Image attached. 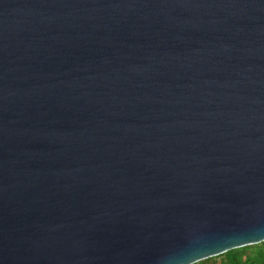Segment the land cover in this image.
Returning <instances> with one entry per match:
<instances>
[{"label": "water", "instance_id": "water-1", "mask_svg": "<svg viewBox=\"0 0 264 264\" xmlns=\"http://www.w3.org/2000/svg\"><path fill=\"white\" fill-rule=\"evenodd\" d=\"M263 240L264 0H0V264Z\"/></svg>", "mask_w": 264, "mask_h": 264}, {"label": "trees", "instance_id": "trees-1", "mask_svg": "<svg viewBox=\"0 0 264 264\" xmlns=\"http://www.w3.org/2000/svg\"><path fill=\"white\" fill-rule=\"evenodd\" d=\"M193 264H264V240L227 250Z\"/></svg>", "mask_w": 264, "mask_h": 264}, {"label": "snow or ice", "instance_id": "snow-or-ice-1", "mask_svg": "<svg viewBox=\"0 0 264 264\" xmlns=\"http://www.w3.org/2000/svg\"><path fill=\"white\" fill-rule=\"evenodd\" d=\"M257 239H259V237H257Z\"/></svg>", "mask_w": 264, "mask_h": 264}]
</instances>
